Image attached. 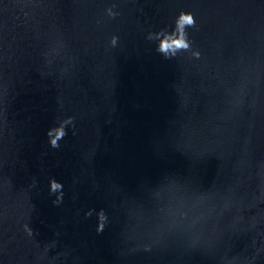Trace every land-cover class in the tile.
Wrapping results in <instances>:
<instances>
[{"label": "water", "instance_id": "95a60500", "mask_svg": "<svg viewBox=\"0 0 264 264\" xmlns=\"http://www.w3.org/2000/svg\"><path fill=\"white\" fill-rule=\"evenodd\" d=\"M0 264H264V0H0Z\"/></svg>", "mask_w": 264, "mask_h": 264}, {"label": "clouds", "instance_id": "9594fccd", "mask_svg": "<svg viewBox=\"0 0 264 264\" xmlns=\"http://www.w3.org/2000/svg\"><path fill=\"white\" fill-rule=\"evenodd\" d=\"M176 43L177 44H180V45L186 46L185 41L183 39L176 41ZM167 47H169V45L165 44L164 45V48L166 49Z\"/></svg>", "mask_w": 264, "mask_h": 264}, {"label": "snow or ice", "instance_id": "6c2138e0", "mask_svg": "<svg viewBox=\"0 0 264 264\" xmlns=\"http://www.w3.org/2000/svg\"><path fill=\"white\" fill-rule=\"evenodd\" d=\"M188 19H190V18H188Z\"/></svg>", "mask_w": 264, "mask_h": 264}]
</instances>
